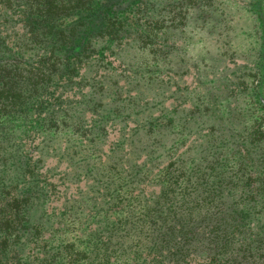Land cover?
I'll return each instance as SVG.
<instances>
[{
  "label": "trees",
  "instance_id": "trees-1",
  "mask_svg": "<svg viewBox=\"0 0 264 264\" xmlns=\"http://www.w3.org/2000/svg\"><path fill=\"white\" fill-rule=\"evenodd\" d=\"M172 1L156 11L154 0H0V264H264V227L251 226L264 214L260 122L220 132L200 100L197 110L189 109V118L197 114L201 124L198 135L180 151L184 128L168 132L171 124L150 114L132 118L143 95L119 85L129 75L116 73L109 53L94 62L105 71L101 77L80 74L105 40L133 34L138 58L128 57L127 64L135 74L142 70L157 98L166 85L163 70L150 73L154 62H170L169 20L177 14L182 24L185 4L200 6L199 0ZM11 5L14 21L6 13ZM74 77L89 84L85 101L67 97L79 84ZM109 96L112 101L103 102ZM105 108L123 117L108 151L97 142L101 131L86 123L88 110L100 121ZM238 114L233 109L232 117ZM129 119L136 124L130 134ZM35 120L45 132L37 158L19 135ZM49 132L54 139L65 132L70 141L62 151L66 175L90 182L63 203L58 223L49 224L42 212L31 224L47 192L40 169L44 149L53 144ZM52 148L57 155L59 145Z\"/></svg>",
  "mask_w": 264,
  "mask_h": 264
},
{
  "label": "rangeland",
  "instance_id": "rangeland-1",
  "mask_svg": "<svg viewBox=\"0 0 264 264\" xmlns=\"http://www.w3.org/2000/svg\"><path fill=\"white\" fill-rule=\"evenodd\" d=\"M154 2L155 10L159 11L160 5L167 0ZM199 5L196 8L193 3L185 4L187 11L183 16L185 18H182V24L177 23V14L172 22L169 20L167 28L169 33L166 35L167 45H171L170 62L169 64L154 62L155 66L153 65L150 73L157 74L158 70H163L162 76L166 85L161 89L163 93L157 95V98L153 99L155 94L148 90L146 79L142 77V70L135 74L132 72L135 66L127 64L128 57L138 58L135 49L137 47H132L136 41L133 34L127 36L128 38L122 36L119 40H105L96 51L95 61L87 66V69L80 70V74H89V79L93 77L96 79L99 74L101 77L105 71L98 68L94 62L99 63L98 57L103 53H109L108 59L114 61L109 65L117 68L116 73L119 75L123 72L129 75L120 78L119 85L124 86V91L130 90L131 95L140 92L143 95L138 101L139 107H136L138 114L132 118L137 117L140 120L150 114L151 119H162L163 122L170 123L168 132L180 133L184 128L185 132L180 133L178 140L185 141L180 151L198 135L197 131L201 124L196 122L197 114H194L192 119L189 118V109L197 110L200 107V100L207 103L211 124L220 132L231 128L248 130V125L252 121L260 122V127L264 131V0H199ZM16 10L11 5L6 11L7 15L12 16L13 21L19 19ZM170 16L168 13L167 18ZM18 26L19 24L16 28L20 29ZM6 28L10 27L2 26V29ZM158 35L162 37L161 33ZM156 41L159 43L158 38ZM74 78L79 84L67 93V97L85 101L86 92L90 90L89 84L85 79ZM158 80L154 78L152 81L154 93L157 91L155 83ZM152 99L153 105L149 107L144 105ZM106 101H112V96L103 98V102ZM233 109L240 110L242 114L232 117ZM101 112L100 121H96L95 112L88 110L86 123L87 126L94 125L96 130L101 131L97 136V142L102 144L104 151H108V146L118 140L121 129L119 121L123 117L115 114L110 108H105ZM125 123L127 133L130 134L136 124L130 119ZM41 126L39 120L30 121L19 131V135L24 137L26 143L35 147V150H32L33 158L38 157L36 148L45 136ZM46 137H52L53 140V144L44 149L48 156L45 158L43 168L40 169L41 179H44L41 182L42 188L47 192L40 204L33 208L29 221L31 224L34 223L33 219L42 215V212L48 217L46 221L49 224L58 223L63 203L65 201L71 203L74 197L86 190V184L90 182L85 179L76 181L65 173L68 168L66 156L62 155V151L70 142L65 138L66 133L63 132L59 138L54 139L55 135L49 132ZM52 145L60 147L55 156L52 154L54 152ZM59 155L62 158H59ZM143 158L141 155L139 161L141 162ZM149 187L158 190L155 184ZM258 217L254 218L251 224L257 230L264 227V214ZM84 220L88 221V218ZM47 237L48 234L44 233L43 238ZM27 244L26 241L25 248Z\"/></svg>",
  "mask_w": 264,
  "mask_h": 264
}]
</instances>
